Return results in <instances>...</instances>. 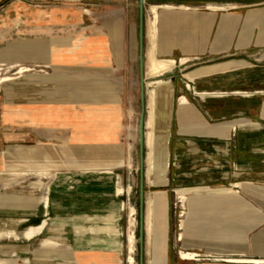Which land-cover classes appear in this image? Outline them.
<instances>
[{
  "label": "crops",
  "instance_id": "obj_1",
  "mask_svg": "<svg viewBox=\"0 0 264 264\" xmlns=\"http://www.w3.org/2000/svg\"><path fill=\"white\" fill-rule=\"evenodd\" d=\"M120 2L105 10L95 9L102 3L94 2L91 12L81 0H0V34L29 36L27 49L18 54L25 52L28 63L17 66L34 67L33 74H25L9 94L0 96V171L9 162L19 169L62 173L86 166L114 171L125 165L121 145L127 158L128 144L135 147L139 136L131 103L139 80L141 90L140 10L138 26L132 3ZM156 2L174 6L159 9L160 58L175 59L176 68L184 69L190 62L207 63L187 73L243 64L193 80L185 73L194 91L172 81L169 186H146L157 204L154 252L163 264H197L182 259L181 250L264 259V0ZM232 56L237 58L220 61ZM84 72L90 76L78 75ZM227 185L241 189L191 194L183 238L178 239L175 189ZM178 246L179 257L174 251ZM75 250L87 259L98 254L102 264L114 257L89 246Z\"/></svg>",
  "mask_w": 264,
  "mask_h": 264
},
{
  "label": "rangeland",
  "instance_id": "obj_2",
  "mask_svg": "<svg viewBox=\"0 0 264 264\" xmlns=\"http://www.w3.org/2000/svg\"><path fill=\"white\" fill-rule=\"evenodd\" d=\"M10 1L12 0H4L5 4ZM31 1L38 2L39 0ZM120 1L81 0V5L83 9H90L92 12L94 2L102 3L94 6L95 9L105 10L106 7L119 5ZM128 1L133 5L134 20L139 26V0ZM156 1L158 0H147V3H157ZM146 7L148 6L146 5ZM28 37L26 35L0 34L1 76H15L22 67H18L17 64L19 62L28 63L29 58L25 56V52L22 57L18 56L19 51L27 49ZM236 58L232 56L220 61ZM260 62L264 63V59ZM190 64L191 66L187 69L177 67L173 73L167 74L164 78L172 79L176 87L181 83L183 87L194 91L183 75L190 69L207 63L190 62ZM32 68L34 69V67ZM139 76L137 68V79H140ZM12 84L14 83L6 84L4 88L0 86V96L5 97L9 94ZM4 97L0 98V101H3ZM131 105L136 114L133 120L138 126L141 115L140 80L136 84L135 99ZM138 140L134 142L135 147L132 142L129 143L131 149H127L125 165L122 164L124 166L114 171L98 167L95 172H85L82 169L80 172L62 173L40 167L21 169H43L48 172L0 175V264H79L73 260L75 256L80 257L75 248L87 246L98 251L107 250L114 255L117 254L120 256L122 264H128L126 245L130 234L137 238L134 256L135 264H140V144ZM6 165V168L1 171L21 170L13 167L14 164L11 162ZM227 187L231 186L227 185ZM210 188L215 187L207 186V189ZM234 189L240 190L241 188L235 187ZM120 190L123 192L119 193ZM175 194L173 207L175 203L178 208L181 203L186 205L187 202L181 200L176 189ZM200 194H205V192ZM261 197L264 199V194ZM131 207L137 209V213L133 216ZM186 212L185 220L188 218L187 207ZM173 213L174 223H177L178 216L175 211ZM179 250V246L174 249L178 257ZM60 252L68 253V259H62L59 255ZM197 252L208 254L204 250ZM200 263L224 264L214 263V261Z\"/></svg>",
  "mask_w": 264,
  "mask_h": 264
},
{
  "label": "bare ground",
  "instance_id": "obj_3",
  "mask_svg": "<svg viewBox=\"0 0 264 264\" xmlns=\"http://www.w3.org/2000/svg\"><path fill=\"white\" fill-rule=\"evenodd\" d=\"M146 4H147V2H146ZM210 7L213 9L220 8V7L215 6V5H212ZM160 8L172 9V8H174V6L170 3L163 4V5L151 3L146 8V26H145L146 41H147L146 51H145L146 87H147V89H146V91H147L146 176H147L148 186H151V187H160V186H165V185L169 184L168 174H169L170 166H171L170 137H171V126H172V120H173L172 116H173V108H174L175 88H174V85L172 83V80L170 78H164V76L173 72L176 68V65H177V62L175 59L160 58L158 56L157 39H158V23H159V11H160L159 9ZM87 12H89V11H87ZM147 12H148V15H147ZM107 37L108 36H106V38ZM100 40H102V39H100ZM106 53H110V52H106ZM181 62H182V64H186L187 60L183 59ZM240 64L242 65L243 63H240ZM241 65L237 64V65L228 66L227 64L226 65H220V64L218 65L217 64V65H213L210 67H204L201 69L197 68L193 72L186 73V77L192 78V80H193L196 77V75H199V74L207 75V74H210L211 72L213 73V72H217L220 70H227L230 68H236V67H239ZM48 67L54 68L56 70L59 69V67L54 66L52 64H48ZM76 69L77 68H75V67L64 68V70H76ZM32 70H34V69L31 66H22L20 68V70L18 71L17 75H15V76L14 75H11V76H9V75L1 76L0 75V86L6 85L8 83H14L19 78L24 77L27 72H30ZM78 75L79 76H90V74L86 73V72L78 73ZM110 111H112V110H110ZM131 115H133V112H131ZM122 126H123V124H122ZM112 129H115V128H112ZM97 137L99 138V136H97ZM86 140H88V139H86ZM113 140L114 139H112V141ZM139 141H140V137H139ZM127 149L128 150L131 149L130 144H128ZM29 152H31V151H29ZM125 154H126V151H125L123 144H122L121 145V165L124 164ZM113 158L117 159L115 157H113ZM111 163H112V161H111ZM129 166L132 167L131 165H129ZM83 170L85 172H95L98 170V167L86 166L83 168ZM41 172L47 173L48 170H43V169H36V170L12 169L10 171H1L0 175L6 174V173H10V174H31V173H41ZM236 185L241 186V184H236ZM130 190L131 189L129 188V192H130ZM156 191H158V190H156ZM203 191H205L207 194H216V193L230 194V193L236 192V190L233 187H227V186H219V187L210 188V189H207L206 187H203V186H194V187H185V188L176 189V192L179 194V196L183 202H187L190 199L191 194L200 193ZM122 192H123L122 190L119 191V193H122ZM159 195L161 196L160 193H159ZM162 196H164V194H162ZM163 198H165V196ZM161 199H162V197H161ZM156 205H155L154 196L152 195V193L150 191H148L147 192V199H146V213H145V215H146V259H145L146 261H145V264H163L162 259L157 256V252H154V250H156V248H157V246L154 242V225H155V223H154V206L156 208ZM158 210L156 212H158ZM136 213H137V209L135 207H131V215L133 216ZM162 213H163L162 215H164L163 211H162ZM159 219H160V217H159ZM162 219L164 220L163 216H162ZM164 223H166V222H164ZM183 225H184V221H183ZM158 227L160 228V225ZM139 228H140V219H139ZM164 228H165V226H164ZM166 229H167V226H166ZM156 235L157 234H155V236ZM166 236H167V233H166ZM164 238H166V237H164ZM182 238H183V234H182ZM167 239H168V236H167ZM139 241H140V238H139ZM136 243H137V238L134 235L130 234L129 238H128L127 245H126V249H127V253H128V255H127L128 264H135L136 263V259L134 256V254L136 252V248H137ZM59 255L61 256L62 259H68V253H66V252H60ZM181 258L184 260H188V261H195L196 260V252L181 251ZM81 259H82V257H78V256L77 257L75 256L73 258L74 262H78L79 264H102L100 262V260L97 258V256L93 257L92 259L91 258L90 259L84 258L82 260ZM223 260L227 263L264 264V259H260V258L228 257V258H223ZM105 264H122V260H121L120 256L116 254L111 259L110 263H105Z\"/></svg>",
  "mask_w": 264,
  "mask_h": 264
},
{
  "label": "water",
  "instance_id": "obj_4",
  "mask_svg": "<svg viewBox=\"0 0 264 264\" xmlns=\"http://www.w3.org/2000/svg\"><path fill=\"white\" fill-rule=\"evenodd\" d=\"M146 0H139L140 10V70H141V115L139 119L140 137V203H139V238L140 264H145L146 258V119H147V87L145 67V40H146Z\"/></svg>",
  "mask_w": 264,
  "mask_h": 264
},
{
  "label": "built area",
  "instance_id": "obj_5",
  "mask_svg": "<svg viewBox=\"0 0 264 264\" xmlns=\"http://www.w3.org/2000/svg\"><path fill=\"white\" fill-rule=\"evenodd\" d=\"M181 203V202H179ZM174 211L178 216V222H177V231H178V239L182 238V231H183V221L185 220V215H186V207L181 203L180 208L178 206L176 207V203L174 206ZM181 252V251H180ZM225 258L224 256H219L217 254H202L201 252H196V260L194 261L195 263L199 264L202 261H214L218 263H227L223 260Z\"/></svg>",
  "mask_w": 264,
  "mask_h": 264
}]
</instances>
